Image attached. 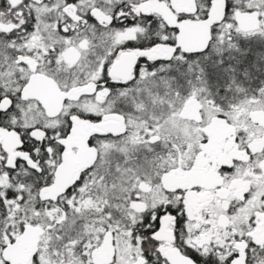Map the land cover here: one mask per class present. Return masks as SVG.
Here are the masks:
<instances>
[{"label":"snow or ice","instance_id":"obj_1","mask_svg":"<svg viewBox=\"0 0 264 264\" xmlns=\"http://www.w3.org/2000/svg\"><path fill=\"white\" fill-rule=\"evenodd\" d=\"M0 264H264V0H0Z\"/></svg>","mask_w":264,"mask_h":264}]
</instances>
